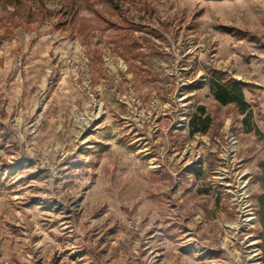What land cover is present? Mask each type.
<instances>
[{"label":"rangeland","instance_id":"374dc122","mask_svg":"<svg viewBox=\"0 0 264 264\" xmlns=\"http://www.w3.org/2000/svg\"><path fill=\"white\" fill-rule=\"evenodd\" d=\"M263 196L264 0H0V264H264Z\"/></svg>","mask_w":264,"mask_h":264},{"label":"trees","instance_id":"16d2710c","mask_svg":"<svg viewBox=\"0 0 264 264\" xmlns=\"http://www.w3.org/2000/svg\"><path fill=\"white\" fill-rule=\"evenodd\" d=\"M214 97L222 104L237 103L244 109L245 100L241 85L235 82L223 83L213 81L211 84ZM212 124V117L207 113L204 106H199L189 119V130L192 135L196 133H206ZM264 198V196H263ZM264 203V200H263Z\"/></svg>","mask_w":264,"mask_h":264},{"label":"built area","instance_id":"2783aa9c","mask_svg":"<svg viewBox=\"0 0 264 264\" xmlns=\"http://www.w3.org/2000/svg\"><path fill=\"white\" fill-rule=\"evenodd\" d=\"M67 259V257L57 254L53 259H49L48 264H61L63 260ZM67 261H64V264ZM2 264H16L14 263L9 257H6L3 259ZM71 264H74V261L71 260Z\"/></svg>","mask_w":264,"mask_h":264}]
</instances>
